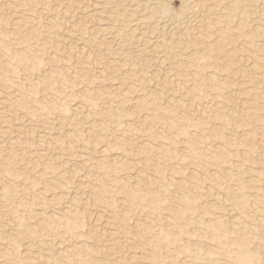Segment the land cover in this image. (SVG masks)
I'll return each instance as SVG.
<instances>
[{
  "label": "rangeland",
  "instance_id": "rangeland-1",
  "mask_svg": "<svg viewBox=\"0 0 264 264\" xmlns=\"http://www.w3.org/2000/svg\"><path fill=\"white\" fill-rule=\"evenodd\" d=\"M179 1L0 0V264H264V0Z\"/></svg>",
  "mask_w": 264,
  "mask_h": 264
},
{
  "label": "bare ground",
  "instance_id": "bare-ground-1",
  "mask_svg": "<svg viewBox=\"0 0 264 264\" xmlns=\"http://www.w3.org/2000/svg\"><path fill=\"white\" fill-rule=\"evenodd\" d=\"M154 1V0H153ZM206 1V0H205ZM162 2V1H161ZM180 9L176 12L174 11H170V9L168 8V4L164 5V4H160L159 3V6L160 8L158 9L160 14H162L164 17L165 16H169V20L171 19L173 25H174V30L176 31L175 33H177V31L181 32L182 35L183 34H188L190 33L189 30L191 29V27L194 26V24H198L202 22V24H206L207 26L210 25V24H213L215 21H217V17H216V14L215 12H213V10H209V9H206L205 8V4L206 2H204V0H180ZM208 2V1H207ZM157 3V2H156ZM164 3V2H163ZM154 5V4H153ZM208 5V4H207ZM211 5V4H210ZM209 6V5H208ZM211 7V6H210ZM209 7V8H210ZM208 8V7H207ZM258 8V7H257ZM40 9V8H39ZM214 9H217V8H214ZM217 11V10H216ZM224 12V11H223ZM219 17V16H218ZM162 18V17H161ZM222 18V17H221ZM159 22V21H158ZM169 22V21H167ZM218 22V21H217ZM216 23V22H215ZM220 23V22H219ZM151 25V24H150ZM263 25V24H262ZM84 26V25H83ZM141 26V25H140ZM206 26V27H207ZM173 27V26H172ZM199 27V26H198ZM259 27V26H258ZM260 28V27H259ZM263 28V27H262ZM219 29V28H218ZM264 29V28H263ZM259 30V29H258ZM204 31V30H203ZM248 31V30H247ZM256 31V29H255ZM192 32V31H191ZM97 34V33H96ZM180 34V33H179ZM259 34V33H258ZM257 34V35H258ZM262 33H260L261 35ZM199 35V34H198ZM174 36V35H173ZM181 36V35H180ZM184 36V35H183ZM169 37V36H168ZM190 37V35L188 36ZM184 38V37H183ZM181 39V38H180ZM186 39V37H185ZM164 40V39H163ZM179 40V38H178ZM182 40V39H181ZM196 40V39H195ZM250 40V39H248ZM197 41V40H196ZM193 42V41H191ZM200 42V41H199ZM199 42H196L199 44ZM195 43V42H194ZM201 43V42H200ZM204 43V42H203ZM250 43V42H248ZM159 44V43H158ZM252 44V42H251ZM82 45V44H81ZM198 46V45H197ZM203 46V45H202ZM205 46V45H204ZM207 46V45H206ZM209 45H208V50H209ZM198 48V47H197ZM196 48V49H197ZM206 48V47H204ZM254 48V47H253ZM260 49V48H259ZM264 49V48H263ZM202 50V49H201ZM208 50H206L208 52ZM254 50H258L256 47ZM257 52V51H256ZM260 52V50H258V53ZM191 53V52H190ZM203 53H205V49L203 51ZM262 53H263V50H262ZM261 53V54H262ZM194 54V53H193ZM201 54V53H200ZM87 55V54H86ZM187 55V54H186ZM202 55V54H201ZM191 57V56H190ZM197 57V56H196ZM194 56V59L196 61H198V58H200L201 60V57H198L196 58ZM264 58V57H263ZM193 59V60H194ZM187 60H188V57H187ZM237 61V60H236ZM189 62V60H188ZM184 63V62H183ZM251 65V64H250ZM172 69V68H171ZM99 71V70H98ZM250 72V71H249ZM212 73V72H211ZM255 79V78H254ZM215 85V84H214ZM110 86V85H109ZM183 88V87H182ZM250 88V87H249ZM140 98V97H139ZM138 98V99H139ZM1 100V99H0ZM143 100V99H142ZM177 100V99H176ZM191 100V99H190ZM151 105V104H149ZM153 105V104H152ZM155 106V105H154ZM181 108V107H180ZM143 109H148V108H143ZM155 109H158L157 107ZM159 110V109H158ZM153 111V110H152ZM157 111V110H156ZM159 114V113H158ZM22 115V114H21ZM158 116V115H157ZM258 116V115H257ZM157 118V117H156ZM259 118V117H258ZM165 119V118H164ZM163 119V120H164ZM161 120V118H160ZM172 124V123H171ZM170 124V125H171ZM219 126V125H218ZM160 130V129H159ZM41 133V132H40ZM43 134V133H42ZM222 147V146H221ZM183 149V148H182ZM226 151V149H225ZM193 170V169H192ZM136 186H138L136 184ZM215 194V193H214ZM118 198V197H117ZM65 208V207H64ZM63 208V209H64ZM67 214V213H66ZM247 223V222H246ZM68 250V249H66ZM34 254V253H33ZM258 257V256H257Z\"/></svg>",
  "mask_w": 264,
  "mask_h": 264
}]
</instances>
